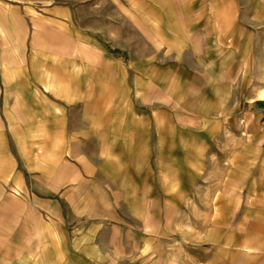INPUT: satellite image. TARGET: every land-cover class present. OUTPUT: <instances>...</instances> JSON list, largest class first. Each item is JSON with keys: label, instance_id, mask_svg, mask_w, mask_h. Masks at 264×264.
I'll use <instances>...</instances> for the list:
<instances>
[{"label": "rangeland", "instance_id": "374dc122", "mask_svg": "<svg viewBox=\"0 0 264 264\" xmlns=\"http://www.w3.org/2000/svg\"><path fill=\"white\" fill-rule=\"evenodd\" d=\"M263 61L264 0H0V116L18 129L22 91L32 157L0 173V264L42 239L11 211L66 214L71 264H264V106L239 81Z\"/></svg>", "mask_w": 264, "mask_h": 264}, {"label": "crops", "instance_id": "0c3cea01", "mask_svg": "<svg viewBox=\"0 0 264 264\" xmlns=\"http://www.w3.org/2000/svg\"><path fill=\"white\" fill-rule=\"evenodd\" d=\"M132 6V5H131ZM69 7H60L55 6L52 7V15H55L56 19H62L65 22H70L75 20V12L70 11L68 9ZM139 6L135 5L134 10L130 11L131 16H133L135 13H139V15H144L141 10L138 9ZM165 8V7H164ZM170 8V7H169ZM212 11H209L207 16H210ZM135 12V13H134ZM119 13V12H118ZM170 12L166 11L163 14H169ZM138 15V14H137ZM147 15V13L144 15V17ZM87 25V26H86ZM183 25V31L185 34L191 33L192 31V22L187 26L186 23H182ZM89 24L84 23L83 28L85 29L84 32L89 31ZM148 29V27H145ZM96 31L98 33H102V38L104 39V24L98 23L96 25ZM168 29H172L173 27L171 24H168ZM112 30L113 33L119 34L120 39H132V35L137 32L136 28V20L132 17H129L128 21L124 22H117L112 24ZM193 32V31H192ZM177 28L176 31L173 32V34H177ZM174 37V36H172ZM170 37V38H172ZM83 38V37H82ZM89 36L84 35V39H89ZM188 38H185V43L187 44ZM184 44L186 47L188 45ZM190 47V46H189ZM244 71L241 73V76L239 77V81L243 83H251L252 87V96L249 98L251 103H256L258 101H263L264 106V61L260 64V66H257L256 68H251L250 70V64L247 62L244 66ZM5 85L7 84L6 81H4ZM18 88L23 87V85H18ZM2 86L0 85V89ZM18 99H20L17 110H16V117L18 120V129L15 130L13 126L10 128V121L9 119L13 118L12 115H10L9 112H12L13 108L9 109V112L4 111L3 117L0 116V173L2 175H13L16 174L17 177L22 174L21 170L19 169L20 165L19 163H23L25 161V158L28 160L32 157L25 155V146L24 143L19 144L21 142L20 138L23 136L22 132L24 133V129L20 126L24 123H19L20 120H24L25 118V110L23 107H20L19 104H23L24 100L22 97V91H19L18 93ZM5 107H7V102H5ZM19 108L21 110H19ZM30 115L35 122L33 124L34 127L36 125L42 124V122H37L42 120L41 118L37 117V113L30 112ZM15 116V115H14ZM77 119L80 118L81 120L83 118L87 119L88 115L87 113H82L80 116L76 117ZM244 118H246V121L248 122V128L252 129L255 133H258L259 135H262L264 133V124L261 122L264 118V113L259 114L258 112H246ZM3 123V126L1 124ZM9 124V127H8ZM12 125V124H11ZM83 130V128H80ZM77 130V129H76ZM16 137V145L14 143ZM259 148V147H257ZM50 175L54 176L51 169ZM259 175V173H258ZM58 211H11V212H4L2 214H13L16 213L18 217H22L25 219L26 216H33V231L38 232L39 227L40 231L42 233V239L37 237L36 240L33 242V250L32 253L25 252L27 256H24L25 253H23L22 261L18 260L16 263L18 264H71L72 256H73V243L71 240H73V230L71 228V224H68L66 221V214L63 213H57ZM59 216V218L57 217ZM60 216H64V218H61Z\"/></svg>", "mask_w": 264, "mask_h": 264}]
</instances>
